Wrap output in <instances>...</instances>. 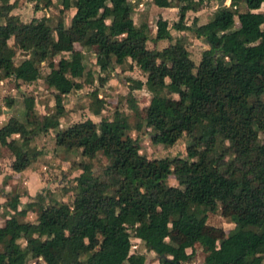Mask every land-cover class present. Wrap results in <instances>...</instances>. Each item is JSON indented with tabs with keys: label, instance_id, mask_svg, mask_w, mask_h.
I'll return each instance as SVG.
<instances>
[{
	"label": "trees",
	"instance_id": "obj_1",
	"mask_svg": "<svg viewBox=\"0 0 264 264\" xmlns=\"http://www.w3.org/2000/svg\"><path fill=\"white\" fill-rule=\"evenodd\" d=\"M150 1L179 6L171 26L205 38L208 47L197 63L180 36L161 48L148 47L147 39L171 40L167 21L157 17L149 38L147 25L125 14L131 6L127 0H59L60 12L73 9L65 27L58 25L61 17L55 26L34 17L22 21L9 13L13 2L0 0V78L11 76L17 86L42 78L54 89L51 113L38 114L33 96L22 95L24 119L0 126V145L12 154L13 170L41 153L31 141L64 112L62 96L82 86L81 56L72 49L61 54L56 28L62 43L92 47L100 69L129 57L145 74L144 81L126 80L129 89L144 84L150 93L143 121L153 143L167 146L187 136L183 156L148 158L116 108L110 118L87 117L54 130V144L81 157L68 188L70 200L47 201L44 192L36 193L22 208L6 211L0 222V264H24L29 257H39L42 264H144L143 254L130 251L132 237L154 251V264H189L196 244L204 251L197 264L264 261V142L257 136L264 131V13L256 10L264 0H229L200 24L195 18L186 24L184 14L201 0ZM240 2L242 10L236 9ZM17 50L24 55L15 62ZM173 89L177 102L166 104L165 90ZM13 101L4 100L7 106ZM128 101L136 111L134 99ZM97 150L106 163L94 173L90 159ZM169 174L176 184L167 183ZM17 199L9 192L4 205ZM225 199L243 210L229 214L233 227L217 238L204 226L208 212ZM27 210L36 213L33 220L21 218ZM169 224L177 240L169 239Z\"/></svg>",
	"mask_w": 264,
	"mask_h": 264
},
{
	"label": "rangeland",
	"instance_id": "obj_2",
	"mask_svg": "<svg viewBox=\"0 0 264 264\" xmlns=\"http://www.w3.org/2000/svg\"><path fill=\"white\" fill-rule=\"evenodd\" d=\"M219 0H201L202 7L199 11L193 12L192 10H187L184 14V21L189 24L193 20V18L197 19V22L206 21L212 14L214 8L217 6V2ZM30 2L31 8L34 6H38L42 8L44 5V0H22L21 3ZM229 0H224L223 4H228ZM57 0H51L50 5L47 7V22L48 24L55 26V23L59 17L62 19L69 16V10L60 12L59 7L57 5ZM36 4V5H35ZM157 8L158 6L155 5ZM149 1L143 2V9L140 8H132L128 6L125 9V14L133 17L135 24L145 23L147 25V32L149 38H152L155 32V19L156 16H162L156 10H151ZM178 7L166 8L163 13L164 18L167 20L169 31L171 34V40L168 38L161 39H147L146 45L148 47L161 48L168 44V42H172L173 39L177 36L182 37L184 44L189 52L190 58L197 63L200 59V52L203 48L208 47L206 43H203L199 38L194 35L191 30H181L175 31L171 27V23L174 22L178 17ZM238 10L244 9V5L240 2L238 3ZM261 11L264 12V9L261 8ZM44 13V12H43ZM43 13H41L43 15ZM195 14H198L197 16ZM44 16V15H43ZM42 16V18H43ZM233 22H236V17L233 16ZM61 45V44H60ZM68 46V45H63ZM76 49H79V46L75 45ZM83 63L85 64V71L83 75L79 78L82 82L81 89L79 91L71 90L67 95L62 96V102L71 105L73 102L75 108L73 111L66 110L59 117L51 122L48 126V131L43 134L37 135L32 141L31 145H34L41 152L36 156L35 166L37 167L38 172V181L40 180L41 186L37 189L41 191L46 197L47 201L49 200H60L64 198L65 200H70V192L68 188L73 184V174H74V166L76 161L80 160L81 157L76 150H64L58 146H56L53 142V138L51 133L58 128H66L71 124L82 120L84 118L92 115L91 110H88V105L92 106V110L94 113L93 119L96 121L102 117H111L113 110L116 108L121 110L130 125L127 133L136 138L139 146L140 152L145 154L148 158L152 157H162V156H174L185 154V145L187 142L186 134H182L173 144L162 146L160 144H155L151 141L150 131L148 127L145 126L143 121V116L145 114V109L143 108L148 101L149 91L146 87L141 86L139 88L129 89L128 88V77L134 79H145V74L138 68L132 67V72L128 73L124 72V69L129 64L128 62H123L122 64H118L119 59L113 60L111 66H108L104 70H100V67L96 65L93 60V49L86 48L83 49ZM76 52V51H75ZM24 53L22 51H16L13 56V60L16 62L20 58H22ZM76 56V55H75ZM132 65V63H130ZM42 66L43 72L45 68ZM131 69V68H130ZM9 81H5L7 84ZM10 86L6 89L4 94L10 92L15 95L13 104L14 112L12 113V117L10 120L14 121L15 119L23 120L24 107L22 105V97L19 96V90L16 89V82H10ZM21 84V83H19ZM44 82L42 78L39 80H35L31 82V85L25 86V95L33 96V104L35 112L38 114L51 113L54 109V100H53V91H50L49 88L44 87ZM16 89V90H15ZM15 90V91H14ZM37 91L38 93L34 95L33 91ZM101 95V99H95L96 94ZM165 102L166 104H176V92L173 90H165ZM261 98L264 100V91L261 93ZM131 97L134 99L137 105V110L135 111L133 108H130V103L128 98ZM2 101V99H1ZM138 126V127H137ZM51 132V133H50ZM257 136L260 141L264 142V131L258 130ZM240 139H237L236 142H239ZM224 144H228L227 141ZM3 157V161L5 165L11 163V153H8L6 148L3 152H0ZM230 154L228 153L225 157L228 158ZM91 167L94 173H99L103 165L106 163V159L104 155L97 150L95 156L90 159ZM167 183L176 184L175 178L173 174H169L166 178ZM17 190H23V186H16ZM64 196V197H63ZM14 207V206H12ZM243 209L237 208L234 202L231 199H225L222 202H219L216 210L214 212H208L207 219L205 222L204 230L207 233L212 234L217 238H221L227 234V232L233 227V222L229 218V214L232 212L242 211ZM29 218L35 216V213H30ZM170 235L169 239L177 240L178 233L169 224ZM131 240L130 251L136 254L144 255V264H153L155 263L156 255L154 251L147 249L141 240H136L133 237ZM190 250V249H187ZM204 255V251L202 248L196 244L194 246V253L192 254L191 260L188 262L189 264H196L202 260ZM24 264H42L41 259L29 257L28 260ZM123 264H128L126 261ZM264 264V261L261 263Z\"/></svg>",
	"mask_w": 264,
	"mask_h": 264
},
{
	"label": "crops",
	"instance_id": "obj_3",
	"mask_svg": "<svg viewBox=\"0 0 264 264\" xmlns=\"http://www.w3.org/2000/svg\"><path fill=\"white\" fill-rule=\"evenodd\" d=\"M21 1L22 0H8L9 3L13 2V6L11 7V9L9 11L10 14L17 15L22 21H29L31 18L34 17V18H37V19H43V21L47 23V21H46L47 20L46 15H47V11H48L47 7L50 5L51 0H50L49 3H45V0H44V5H43L42 8H39L35 4L36 6H34L33 9L31 8V3L30 2H25V4H24V3H21ZM57 1H58L57 5L60 8L59 0H57ZM127 1L130 3L132 8H136V9L140 8V7L143 9V2L144 1H149L150 7H152L151 10L154 9L157 12H159L160 14H162V16H158L157 15L156 18L157 17H161L162 19H165L164 16H163L164 12H162V11H164L166 8L175 7V6H167V7L158 6V8H157L155 6V4H153L150 0H127ZM176 7L179 8V6H176ZM201 7H202V5L200 4L199 7L196 10H192V11L197 13ZM261 8L264 9V2H262L261 6L259 8H257L256 10L257 11H261ZM67 10H69L70 14H69L68 17L64 18L61 22H59V24H58L59 27L60 26L61 27H65L69 23V18L71 16L72 12H73V9L69 8ZM41 13H43L44 16ZM195 15L197 16L198 14H195ZM42 16H43V18H42ZM131 18L133 20L132 16H131ZM106 21H108V19ZM133 22H134V20H133ZM196 23L200 24V23H203V22H197V19H196ZM167 27H168V25H167ZM174 30L175 31H181V30H184V29H174ZM168 31H169V27H168ZM169 33H170V31H169ZM53 36H54L55 41L57 42L58 47H60V52H61L62 55H67L69 53L70 49H72V50L78 52L80 54V56L83 58V53H84L83 49L92 48V47L83 46V45H81L78 42H73L71 44L62 43L60 41L59 34L57 32V28L53 30ZM8 42H12V39L10 38L8 40ZM60 44H61V46H60ZM76 44L79 46V49L75 48ZM63 45H68V46L66 47V46H63ZM19 51H21V50H19ZM92 56H93V60H94V53H92ZM82 62H83V60H82ZM123 62H128L129 63L127 65V67L124 69V72L128 73L127 75H129L132 72V67H133V69L137 67L134 64V62L130 60L129 57L121 58L120 60H118V64H122ZM130 63H132V65H130ZM41 65H43V67L45 68L44 72H46L48 70V68L45 66L44 61H42L40 63L41 71L43 72ZM100 70H102V69H100ZM39 79L40 78H38L37 80H39ZM136 80L144 81V80H141V79H138V78ZM5 81H9V83L7 82V84H6ZM10 82H15V80L11 76H6V77H1L0 78V126L2 124L6 123L7 121H11L10 119L13 118L12 117V113L14 112L15 105L12 103L10 106H7L6 103L4 102L6 97H11L13 99L16 97L15 95H13L11 93V91L8 92V93L6 92L4 94V92L6 91L8 86L11 85ZM20 83L21 84H19L16 87V89L18 88V90H19V96H22V95H25V93H26L25 92L26 91L25 90V86L29 87V85H31V82H29V83L20 82ZM141 86H143V84ZM44 87L48 88V87H46V85H44ZM49 89H50V91H54V89H52V88H49ZM80 89H81V87L79 89H75L74 91L77 92ZM37 93H38L37 91H35V90L33 91L34 100L36 98L35 95ZM68 93H66L65 95H67ZM100 97H101V95L97 93L94 101L96 99H101ZM1 99H2V101H1ZM75 104H76L75 102H73L71 105H68L67 103H63L64 111H66V110L73 111V109L75 108V106H74ZM88 110H91V112H92V115H90L89 118H91L92 120L96 121L92 117V116H94V114L97 115L92 110V106L88 105ZM42 113L43 112H41L39 114H42ZM23 119H24V114H23ZM18 120H20V119H18ZM51 135L53 136V132L51 133ZM13 137L17 138V134H13ZM5 148H6L5 146L0 145V152H3ZM6 150H8V149L6 148ZM8 153H10L9 150H8ZM10 155L12 157L11 158V162H12L13 156H12V154H10ZM35 160L36 159H33V160L29 161L20 170H13L11 168V163H8L7 165H5V162L3 161V157L0 154V222L2 221L4 213L6 211L11 212L13 209L22 208L25 205V203L28 200H30L36 193H41V191H39L37 189V186L38 187H43V186H41L42 182L40 180L38 181V177H37L38 176V172H37V167L35 166V162H34ZM16 186L17 187L18 186H23V190H21V191L17 190L15 188ZM9 192H16L18 194V199H17L16 203L13 205L14 207L4 205V202H5ZM30 213H35V212L33 210H27L26 214L24 216H22L21 218L25 219V220H33L35 218V216H36V213H35L34 217L29 218L30 217L29 216ZM155 261H156V259H155Z\"/></svg>",
	"mask_w": 264,
	"mask_h": 264
},
{
	"label": "water",
	"instance_id": "obj_4",
	"mask_svg": "<svg viewBox=\"0 0 264 264\" xmlns=\"http://www.w3.org/2000/svg\"><path fill=\"white\" fill-rule=\"evenodd\" d=\"M223 1H224V0H219V1L217 2V6L222 5V4H223ZM199 39H200L202 42L207 43V41L205 40V38L200 37Z\"/></svg>",
	"mask_w": 264,
	"mask_h": 264
}]
</instances>
